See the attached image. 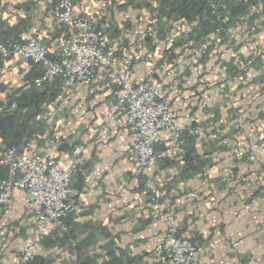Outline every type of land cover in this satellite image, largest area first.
Listing matches in <instances>:
<instances>
[{"label":"crops","instance_id":"1","mask_svg":"<svg viewBox=\"0 0 264 264\" xmlns=\"http://www.w3.org/2000/svg\"><path fill=\"white\" fill-rule=\"evenodd\" d=\"M73 4L113 40L120 56L132 60L135 81L147 65L155 68L148 83L173 106L184 143L156 146L160 171L152 178L150 168L130 162L131 134L103 124L117 89L104 86L103 69L91 83L62 81L20 135L14 131L18 115L31 112L17 110L18 90L42 66L16 68L14 57L0 54V114L15 115L9 123L0 121V148L30 138L38 148L53 150L62 166L73 146L81 147L83 157L72 179L77 207L65 218L68 233L51 227L28 264H158L156 246L166 225L153 217L155 201L173 215L182 235L202 246L194 264H264V155L235 144L264 140V25L255 26L264 22L263 2L253 17H235L200 40L184 39L182 32L195 22L168 14L160 0ZM54 5L0 0V42H23L39 32L49 57L58 59L55 37L66 26L53 19ZM250 19L251 26L245 22ZM190 128L214 131L225 143ZM7 176L0 166V179ZM24 198L25 191L16 189L0 208V264L22 249L35 223Z\"/></svg>","mask_w":264,"mask_h":264},{"label":"built area","instance_id":"2","mask_svg":"<svg viewBox=\"0 0 264 264\" xmlns=\"http://www.w3.org/2000/svg\"><path fill=\"white\" fill-rule=\"evenodd\" d=\"M73 2L55 0L51 11L53 19L66 26L64 33L55 37L58 59L49 57V50L39 32L23 42H0V54L14 57L16 68L41 65L42 72L34 79L36 84L51 82L56 77L66 84L91 83L99 69H103L107 75L104 86H117L114 101L105 109L103 124L128 130L134 140L127 148V158L138 167L150 168L152 178L160 171L156 165L159 157L156 146L174 148L184 143L182 129L176 123V112L160 95V88L148 83V78L156 72L155 68L147 65L146 73L135 81L132 60L120 56L113 40L97 30L88 15L76 12ZM192 28V25L187 26L182 32L184 39ZM191 131L204 135L198 129ZM207 136L225 143L218 133L211 132ZM245 148L251 154L264 155V145L251 143L245 144ZM81 153L80 146H73L66 165L62 166L53 150L40 149L33 141H27L21 147L0 148V166L8 170V176L0 179V208L8 206L16 189H22L25 191L24 204L34 209L35 219L22 249L6 264H27L51 227L67 231L65 218L77 207L75 198L78 192L72 185V179L81 171ZM151 207L153 217L161 219L166 225L156 246L160 253L158 264H194L202 246L182 235L173 215L163 213L162 206L156 201Z\"/></svg>","mask_w":264,"mask_h":264},{"label":"trees","instance_id":"3","mask_svg":"<svg viewBox=\"0 0 264 264\" xmlns=\"http://www.w3.org/2000/svg\"><path fill=\"white\" fill-rule=\"evenodd\" d=\"M162 6L165 7V11L168 14L174 13L180 19H184L187 22H195L192 25V30L188 37L185 39L189 40L192 38L194 40H200V37L206 35L210 30H214L219 27H223L224 22L233 21V19L239 16L253 17L256 6L259 2L264 0H160ZM252 8H255L252 10ZM230 17V19L225 20V17ZM14 41V40H13ZM188 41V40H187ZM10 43V42H9ZM8 43V44H9ZM7 44V43H5ZM35 67H32L34 69ZM34 71V70H32ZM41 74L40 72L34 71L30 76L27 77L28 83L24 85V88H20L18 99L19 111L25 110L31 112L30 115L20 113L18 115L19 123L15 127V132L21 135L22 131L26 128V122L32 118V116H38L43 102L45 99H50L55 91H57V86L62 84V79L56 77L51 82H43L36 84L34 79ZM15 115H9L6 113L0 114V121L6 124L14 120ZM196 128H190L193 130ZM14 132V133H15ZM192 132V131H191ZM32 141L30 138L23 139L20 142V146L15 145V147H21L25 142ZM18 144V143H16ZM13 145H6L10 147ZM81 172V171H80ZM79 173V172H78ZM77 173V174H78ZM75 187V186H74ZM64 233H68L67 231ZM34 258V257H33ZM32 258V259H33ZM31 259V260H32ZM31 260L29 262H31ZM27 262V264L29 263Z\"/></svg>","mask_w":264,"mask_h":264},{"label":"rangeland","instance_id":"4","mask_svg":"<svg viewBox=\"0 0 264 264\" xmlns=\"http://www.w3.org/2000/svg\"><path fill=\"white\" fill-rule=\"evenodd\" d=\"M263 4H264V1H263ZM245 22H248L247 24L248 25H252L251 23H252V21H251V19L250 20H247V21H245ZM256 25H258V27H263V25H264V22L263 23H261V22H257L256 24H255V26ZM253 26H254V24H253ZM213 133H216V132H214V131H212ZM203 133H204V135L203 136H206V137H208L207 135L209 134V133H211V132H205V131H203ZM239 142H241V144H238ZM251 143H257V144H259V145H264V140H258V141H251V140H247V139H237L236 141H235V144H236V146L238 147V148H240L242 151H246V152H249V150H246V148H245V144H251ZM250 154H251V152H249ZM188 237V236H187ZM191 238V237H190ZM193 239V238H192Z\"/></svg>","mask_w":264,"mask_h":264}]
</instances>
